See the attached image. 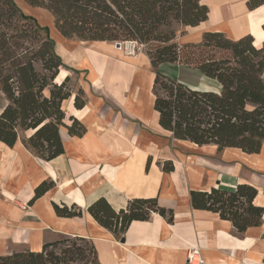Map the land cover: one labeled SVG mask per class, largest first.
Instances as JSON below:
<instances>
[{
  "label": "crops",
  "instance_id": "crops-1",
  "mask_svg": "<svg viewBox=\"0 0 264 264\" xmlns=\"http://www.w3.org/2000/svg\"><path fill=\"white\" fill-rule=\"evenodd\" d=\"M202 2L208 7L207 19L194 27L181 25L179 43H197L204 32H221L232 40L251 35L257 8L249 10L246 0ZM62 38L54 45L62 61L59 70L82 88L86 99L81 109L73 106L72 97L65 100L73 109L65 112L86 131L76 137L59 129L63 153L49 161L22 144L29 131L20 133L12 147L0 141V255L20 248L37 252L45 242L70 236L90 240L98 264H188L191 247L199 249L204 264H264V211L260 225L238 234L230 221L194 209L189 201L190 190H233L248 184L257 190L252 203L264 208V143L249 154L173 138L158 123L154 72L140 45ZM124 44L133 45L134 53H125ZM159 70L192 89L220 88L181 64L162 63ZM5 103L0 92V112ZM165 162L172 163L171 171L162 169ZM44 180L53 186L32 200ZM151 197L173 212V221L152 212L147 220L131 221L120 239L86 210L99 198L118 212L129 200ZM53 203L74 204L81 215L58 216Z\"/></svg>",
  "mask_w": 264,
  "mask_h": 264
},
{
  "label": "trees",
  "instance_id": "trees-1",
  "mask_svg": "<svg viewBox=\"0 0 264 264\" xmlns=\"http://www.w3.org/2000/svg\"><path fill=\"white\" fill-rule=\"evenodd\" d=\"M22 1L28 7L48 11L54 28L66 39L134 42L143 47L154 43L145 54L154 72L153 108L159 125L173 138L199 146L259 152L264 143V41L257 47L250 34L232 40L221 32H204L199 42L178 46L174 25L194 27L206 20L208 7L202 0ZM262 5L264 0H246L249 10ZM54 45L47 28L25 14L14 0H0V92L6 100L0 112V141L12 147L20 133L29 131L21 138L22 144L45 161L63 153L59 129L76 137L86 131L62 108V103L72 97L73 106L81 109L86 99L81 87L69 86L68 75L55 81L62 61ZM188 46L197 50L188 51ZM215 50L228 55L216 58L211 53ZM162 63L196 69L215 80L219 91L192 89L169 78L159 70ZM162 169L171 171L172 163H163ZM52 186L50 180L42 181L35 187L32 200ZM256 194L251 185L238 184L233 190H190L189 201L194 209L212 211L230 221L235 232L242 234L248 227L261 224L264 208L252 203ZM52 206L58 216L81 215L74 204ZM86 210L119 239L131 221L147 220L152 212L169 223L173 221V212L159 206L154 197L129 200L118 212L99 198ZM0 264H98V258L90 240L68 236L45 242L37 252L0 255Z\"/></svg>",
  "mask_w": 264,
  "mask_h": 264
},
{
  "label": "rangeland",
  "instance_id": "rangeland-1",
  "mask_svg": "<svg viewBox=\"0 0 264 264\" xmlns=\"http://www.w3.org/2000/svg\"><path fill=\"white\" fill-rule=\"evenodd\" d=\"M16 2V4L20 7V9L28 15L33 16L37 22L41 25L47 28L48 30V34L49 36L53 39L54 43H59L61 39H63L59 33L56 31V29L53 26V20H52V16L50 15V13L42 8H32V7H28L22 0H14ZM257 16V22L254 24L251 28V35H253L254 37V41L257 47H260L264 41V29L262 28V25L264 24V5L260 6L259 8L256 9L255 13ZM174 30H175V38H174V42L178 45V46H182V43H179V38L177 40V35H180L181 37V33H183V28L181 27V25H174ZM76 40V39H74ZM154 45V43L150 44V46L148 47H143L142 45H140V48L145 52V50L147 48H152ZM191 45V44H188ZM124 47V51L125 53H134V47L133 45H123ZM186 50L191 51V50H197L191 46H188L186 48ZM216 58H220L223 56L228 55V53L226 51H220V50H215L213 52H211ZM63 69V68H62ZM68 74V73H67ZM73 74V73H72ZM77 74V73H75ZM185 75L183 77L185 82H191V80L188 79L187 74H183ZM73 76H75L73 74ZM69 86L74 87V89H76V84L74 81H70ZM68 106V107H67ZM65 107V108H63ZM62 108L64 110H66L67 112L71 113L73 112V109L71 107V104H68L67 101H64L62 103ZM68 237V236H67ZM66 236H61L59 238H57V240H63L64 238H67ZM78 243V242H77ZM25 249H19L18 251H23Z\"/></svg>",
  "mask_w": 264,
  "mask_h": 264
},
{
  "label": "built area",
  "instance_id": "built-area-1",
  "mask_svg": "<svg viewBox=\"0 0 264 264\" xmlns=\"http://www.w3.org/2000/svg\"><path fill=\"white\" fill-rule=\"evenodd\" d=\"M186 260L188 264H204V260L197 247H191L187 250Z\"/></svg>",
  "mask_w": 264,
  "mask_h": 264
},
{
  "label": "bare ground",
  "instance_id": "bare-ground-1",
  "mask_svg": "<svg viewBox=\"0 0 264 264\" xmlns=\"http://www.w3.org/2000/svg\"><path fill=\"white\" fill-rule=\"evenodd\" d=\"M65 74L66 72L63 69L59 70L58 75L55 78V81L60 82L65 76H67Z\"/></svg>",
  "mask_w": 264,
  "mask_h": 264
},
{
  "label": "water",
  "instance_id": "water-1",
  "mask_svg": "<svg viewBox=\"0 0 264 264\" xmlns=\"http://www.w3.org/2000/svg\"><path fill=\"white\" fill-rule=\"evenodd\" d=\"M116 44H117V45H119V44H120V42H116ZM121 241H123V239H121Z\"/></svg>",
  "mask_w": 264,
  "mask_h": 264
}]
</instances>
